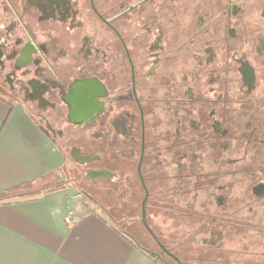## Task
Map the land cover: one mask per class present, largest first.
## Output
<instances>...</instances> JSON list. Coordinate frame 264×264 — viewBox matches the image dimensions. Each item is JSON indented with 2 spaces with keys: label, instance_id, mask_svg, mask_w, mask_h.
Segmentation results:
<instances>
[{
  "label": "flooded vegetation",
  "instance_id": "af4514ba",
  "mask_svg": "<svg viewBox=\"0 0 264 264\" xmlns=\"http://www.w3.org/2000/svg\"><path fill=\"white\" fill-rule=\"evenodd\" d=\"M239 6L237 0H0V19L9 22L1 28L0 94L28 103L40 118L46 109L60 113L61 101L68 125L89 128L92 141L107 147L91 155L94 178L129 186L137 180L147 198L156 187L154 196H170L175 214L195 217L179 225L185 234L178 227L171 233L174 249L155 236L181 263L180 247H194L190 259L209 249L214 218L223 233L244 231L222 239L224 247L264 238V14L247 30ZM23 50L30 51L26 66ZM27 68L31 75H24ZM88 80L103 105L86 122L71 103L83 90L76 84ZM224 250L239 262L236 249Z\"/></svg>",
  "mask_w": 264,
  "mask_h": 264
},
{
  "label": "crops",
  "instance_id": "0c3cea01",
  "mask_svg": "<svg viewBox=\"0 0 264 264\" xmlns=\"http://www.w3.org/2000/svg\"><path fill=\"white\" fill-rule=\"evenodd\" d=\"M30 109L0 94V264H155L108 207L65 180L66 153Z\"/></svg>",
  "mask_w": 264,
  "mask_h": 264
},
{
  "label": "rangeland",
  "instance_id": "374dc122",
  "mask_svg": "<svg viewBox=\"0 0 264 264\" xmlns=\"http://www.w3.org/2000/svg\"><path fill=\"white\" fill-rule=\"evenodd\" d=\"M225 1V0H224ZM227 1V0H226ZM234 1V0H233ZM240 3V6L237 8V14H243L245 16V20L247 23V30H253L256 25H252L250 21L255 20L258 14H264V0H237ZM239 5V4H238ZM242 10V11H241ZM257 10V11H256ZM233 11V10H232ZM224 12L222 11V14ZM223 21V17H222ZM249 36L246 34L243 36V39H247ZM249 46H247L246 50L249 52ZM246 51V52H247ZM249 57L250 53L245 54ZM244 56V55H243ZM245 57V56H244ZM250 58V57H249ZM250 61V60H249ZM6 70L4 69L3 72ZM24 75H31L28 68L23 72ZM27 77V76H26ZM1 83V82H0ZM9 98V97H8ZM14 99V98H9ZM58 109L60 113H54L53 111L45 110L47 118L41 117L45 124H47V128L50 132L54 133L57 143L66 153V163L64 169V178L65 180L71 179L77 186L88 194H93V196L98 199L101 204L105 207H108L110 214L112 215L114 221H116L118 227L121 228L124 232H126L131 237L136 239L137 243L143 245L145 248H149L151 250L159 252V248L153 240L152 236L148 233L142 221H138V217L141 212V201L143 199V191L137 180L133 181L132 184L127 185L126 183L119 182L116 184H112L113 182L108 179L103 178H94L91 174V170L96 167V164L92 163V153L98 152L102 150L105 152L107 147L104 145L101 146L95 141H92V132L87 129H76L72 125H68V122L65 117V106L61 101L57 102ZM34 106V105H33ZM32 112L33 110L30 109ZM38 118H40V114L37 112H33ZM150 118V115L148 116ZM51 122V125H50ZM59 130L60 134H56L55 130ZM104 142L106 137L102 139ZM121 157V155H120ZM119 157V158H120ZM122 158V157H121ZM129 171L131 175L135 172V162L130 164ZM133 176V175H132ZM115 178V177H114ZM127 186L131 187L132 194L129 195L127 192ZM200 197V196H199ZM201 197H205V195H201ZM214 206V202L211 204ZM211 206V207H212ZM161 216H153L152 217V225L156 231V233L162 237V239L168 244V247H171L170 243L173 241L169 238V235L173 232L171 226V220L166 219L161 222ZM246 220V219H245ZM250 221H252L249 218ZM138 221V222H137ZM244 222H241L243 224ZM249 224V222L247 223ZM246 224V225H247ZM245 226V225H244ZM243 226V227H244ZM202 227V226H201ZM232 232H237L236 230H231ZM252 232V231H251ZM199 240L202 239V236H198ZM246 239L242 240V244H245ZM247 242H252V240H248ZM174 243V242H173ZM260 245L258 247V251H261V259H264V238H260ZM183 244H186L183 242ZM195 244V243H194ZM225 249L233 248L236 249L237 252L232 251L235 257L239 258L241 256L250 257L255 251L254 244L253 245H242L238 244L234 246V244H230L229 242L225 243ZM185 246V245H184ZM242 247V248H241ZM179 254L182 255L181 258L185 259L186 264H194V262L188 260L187 256L194 255L193 249L194 247H180ZM254 249V250H253ZM231 252V250H228ZM242 251H245L243 253ZM236 254H235V253ZM180 256V255H179ZM240 259V258H239ZM260 259V258H259Z\"/></svg>",
  "mask_w": 264,
  "mask_h": 264
},
{
  "label": "trees",
  "instance_id": "16d2710c",
  "mask_svg": "<svg viewBox=\"0 0 264 264\" xmlns=\"http://www.w3.org/2000/svg\"><path fill=\"white\" fill-rule=\"evenodd\" d=\"M153 188L155 189L156 187H152V189H150V193H149L148 198H147L146 203H145L144 221H145L146 225L150 228V230L152 231L154 236L157 237V233H156V231L152 225V217L159 215V216L163 217L164 220H166V219L171 220V223H172L171 228H172L173 232H175L177 230L176 228L178 227V230L176 231V233H178V232L182 233L183 232V234H185L186 231H184L182 228L180 229L179 225L184 224L185 226H190L194 222H197L195 217L183 215V214H180V215L175 214L173 212L172 207H171V204L173 202L172 198L170 196H166V195H161L158 197L154 196V194H153L154 189ZM181 197L183 199L184 198L186 199L187 195L183 194V196H181ZM214 219H215L214 221H210L211 238H212L211 239L212 240L211 246L209 247L208 250H206L207 249L206 247L204 249L203 248L197 249L196 252H197L198 257H196L194 259L188 258V260H190V261L193 260L195 262L194 264H264V259H261L260 256L257 255V253L252 254L250 257L241 256L239 262H232L230 260L231 254L229 251L224 250L221 240L225 239V238L230 239L233 236V234H235V235L237 234V235L241 236L240 234L244 231L241 229H238V230L236 229L237 232H232L231 230H227V231H225V233H223L224 226L220 223V220H218L217 218H214ZM137 220L141 221V215H139ZM122 232L124 235H126L130 238V241L132 242V244L134 246H136L138 249H140V251L142 253H144L145 255H147L155 264H176L174 262V260H172L171 258L166 256L165 254H162L160 252H157V251L151 250L149 248L143 247V245H140L137 243V241H136V239H134V237H131L130 235H128L123 230H122ZM258 233H261V232L259 231ZM247 236L249 238L251 237V235H249V234H247ZM169 237H171V234L169 235ZM228 242H230V241H228ZM246 242L247 241H245L246 245H248V244L253 245V242H247V243ZM259 245L260 244H254V249L257 252H258L257 246H259ZM182 264H186L185 261H182Z\"/></svg>",
  "mask_w": 264,
  "mask_h": 264
},
{
  "label": "water",
  "instance_id": "95a60500",
  "mask_svg": "<svg viewBox=\"0 0 264 264\" xmlns=\"http://www.w3.org/2000/svg\"><path fill=\"white\" fill-rule=\"evenodd\" d=\"M30 43L32 44V42H30ZM23 52L25 53V50H23ZM26 54L27 55L29 54V56H30V51L28 50L26 52ZM29 59H30V57H29ZM26 61H29L28 58L26 59ZM77 85L80 86L79 89H83V90H81L80 96L78 95L79 94V92H78V94H77L78 96L76 98L73 97L72 103H71V106H72L71 110L73 113H80V115L83 117L84 121L88 122L93 118L96 111H98L97 108L100 109L103 104L100 105V103H98V101L95 100L94 94L91 92V89L93 86V85L91 86V80L77 83L76 86ZM139 167H140V161H139L138 166H137L138 172H139ZM142 185L144 187L143 183H142ZM147 194H148V192L145 191V195L141 201V220H142V223L145 226L148 233L152 236L153 240L158 244V246L160 247L162 252H164L166 255L170 256L171 258H173L177 264H182L176 255L171 253L169 250L166 249V247L164 245H162L158 242V240L156 239V237L154 236V234L152 233L150 228L146 225V223L144 221V216H145V202H146Z\"/></svg>",
  "mask_w": 264,
  "mask_h": 264
}]
</instances>
